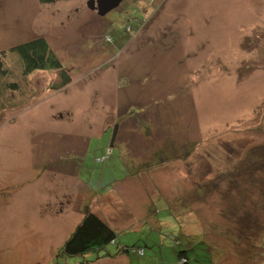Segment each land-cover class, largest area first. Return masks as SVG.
<instances>
[{"label": "rangeland", "instance_id": "374dc122", "mask_svg": "<svg viewBox=\"0 0 264 264\" xmlns=\"http://www.w3.org/2000/svg\"><path fill=\"white\" fill-rule=\"evenodd\" d=\"M89 1L0 0V264H264V0ZM87 208L117 238L57 254Z\"/></svg>", "mask_w": 264, "mask_h": 264}, {"label": "trees", "instance_id": "16d2710c", "mask_svg": "<svg viewBox=\"0 0 264 264\" xmlns=\"http://www.w3.org/2000/svg\"><path fill=\"white\" fill-rule=\"evenodd\" d=\"M41 3H48L51 0H38ZM63 1V0H57ZM12 52L16 53L19 57L20 64L23 66V73L29 74L37 69H47V68H58L59 61L53 55L50 50L47 41L43 37L34 38L31 41L20 43L15 46H12ZM6 67L2 60H0V74H3ZM64 84L66 81L64 80ZM16 85L14 83L11 84V87L8 89L17 90ZM147 127V124H144ZM115 129L113 131V135L111 138V143L109 148L112 150L111 146L115 143ZM154 202L152 201V205ZM82 217L79 222L74 225L73 230L68 235L67 239L63 242L61 247L58 249L59 255L65 256H77L92 252L94 250L100 251L107 244L114 242L117 238V232L108 224V222L98 215L96 212H92L88 208L83 212L81 210ZM181 242V241H180ZM185 242V244H184ZM181 242L183 246L178 250V261L179 259H183L188 263V250H192L196 257L198 253L208 259L211 264L213 263V259H210V255L207 254V251L210 250V244L205 240H199L198 237H193V239H188L185 237V241ZM235 243V241H233ZM200 245L202 247H200ZM198 247V249H197ZM197 249V250H196ZM131 250H138L140 255L144 254V250L142 248L137 249L132 247ZM128 249L124 248L122 250L123 253L127 252ZM117 254H121L117 252L115 254L105 252L103 254H97L95 260L109 258L115 256ZM213 258V255H212ZM88 262L92 261H82V264H88Z\"/></svg>", "mask_w": 264, "mask_h": 264}, {"label": "water", "instance_id": "95a60500", "mask_svg": "<svg viewBox=\"0 0 264 264\" xmlns=\"http://www.w3.org/2000/svg\"><path fill=\"white\" fill-rule=\"evenodd\" d=\"M123 0H90L88 6L90 9H99V14L105 15V13L115 9ZM98 3V7H97Z\"/></svg>", "mask_w": 264, "mask_h": 264}]
</instances>
